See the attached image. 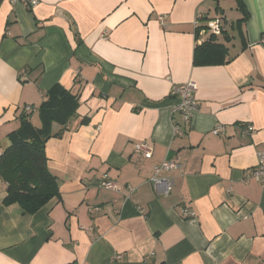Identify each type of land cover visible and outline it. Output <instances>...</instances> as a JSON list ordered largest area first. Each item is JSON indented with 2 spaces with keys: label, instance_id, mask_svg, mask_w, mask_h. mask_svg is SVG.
<instances>
[{
  "label": "crops",
  "instance_id": "0c3cea01",
  "mask_svg": "<svg viewBox=\"0 0 264 264\" xmlns=\"http://www.w3.org/2000/svg\"><path fill=\"white\" fill-rule=\"evenodd\" d=\"M240 1L244 23L238 0H0V154L27 107L40 126L54 84L79 97L45 145L59 197L27 215L0 179V264H264V187L245 180L264 150V0ZM216 17L229 62L196 66ZM188 81L184 125L170 93ZM165 160L179 164L160 174L167 195L150 181Z\"/></svg>",
  "mask_w": 264,
  "mask_h": 264
},
{
  "label": "trees",
  "instance_id": "16d2710c",
  "mask_svg": "<svg viewBox=\"0 0 264 264\" xmlns=\"http://www.w3.org/2000/svg\"><path fill=\"white\" fill-rule=\"evenodd\" d=\"M238 10L242 16L237 23L246 22L249 13L240 0ZM227 55V48L218 42L217 36L208 35L194 48V65L227 64ZM78 105V95L54 84L45 92V99L38 108L39 127L32 125L29 112L19 115L18 127L7 135L10 145L0 154V179L6 185L4 206L17 204L24 214L34 215L59 197L57 179L47 167L45 145L63 131L54 133L53 124L64 128L75 117ZM82 124L86 125L87 120Z\"/></svg>",
  "mask_w": 264,
  "mask_h": 264
},
{
  "label": "built area",
  "instance_id": "2783aa9c",
  "mask_svg": "<svg viewBox=\"0 0 264 264\" xmlns=\"http://www.w3.org/2000/svg\"><path fill=\"white\" fill-rule=\"evenodd\" d=\"M13 2H20L23 4L26 10H33L38 5V0H12ZM160 23L163 25V19L160 18ZM198 21L194 22L195 26H198ZM224 23L223 20L219 17L209 20L206 23L204 28V32L208 35L219 36L223 31ZM261 44L264 46V37L262 38ZM196 91L197 86L194 82L188 81L182 84L173 85L171 88L170 95L177 99L176 105L172 109L173 114H179L184 125L190 124L193 116L197 113L198 110V102L196 100ZM33 109L27 107L25 109L26 112H30ZM248 130H251L248 128ZM174 132L181 133L180 129L175 127ZM223 132L222 126H216L212 133L214 135H220ZM134 153L141 155L145 159L151 158L152 151L145 144H135L134 145ZM179 167V164L173 160H165L159 165L153 168V176L151 178V183L153 184L155 190L158 193L163 195H167L173 186V182L160 177L162 172L172 171ZM245 180H254L260 183L264 187V150L256 153V165L254 168L249 170L246 173ZM100 188H104L112 191H119L118 185L112 180L104 179L99 183ZM132 191L131 189H129ZM186 216H192V213L185 212Z\"/></svg>",
  "mask_w": 264,
  "mask_h": 264
}]
</instances>
